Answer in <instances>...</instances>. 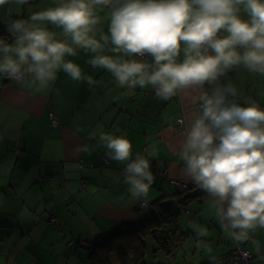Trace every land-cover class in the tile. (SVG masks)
Here are the masks:
<instances>
[{
  "label": "clouds",
  "instance_id": "obj_1",
  "mask_svg": "<svg viewBox=\"0 0 264 264\" xmlns=\"http://www.w3.org/2000/svg\"><path fill=\"white\" fill-rule=\"evenodd\" d=\"M13 2L30 0H0V7ZM104 19L106 32L98 28ZM0 26L6 34L0 36V77L19 84L30 77L37 92L55 81L59 70L96 84L67 59L78 50L131 93L150 86L168 101L199 90L197 114L180 144L182 178L213 199L229 238L261 252L251 234L264 229V107L251 98L237 99L238 88L221 78L241 65L264 74V0H58L25 18L9 11ZM89 139L97 143L77 145L76 154L102 145L107 159L124 163L123 183L133 201H146L155 182L148 157L156 150L133 157L124 133L93 132ZM206 233L198 230L199 236Z\"/></svg>",
  "mask_w": 264,
  "mask_h": 264
},
{
  "label": "crops",
  "instance_id": "obj_2",
  "mask_svg": "<svg viewBox=\"0 0 264 264\" xmlns=\"http://www.w3.org/2000/svg\"><path fill=\"white\" fill-rule=\"evenodd\" d=\"M57 2H13L0 7V20L7 18L9 11L25 18ZM49 27L58 34L62 31ZM98 28L106 32L107 20ZM89 55L78 50V55L67 59L96 81L93 86L85 80H73L63 70L39 92L30 77L23 84L0 77V235H6L0 241L9 243L3 253L5 264H15L26 251H44L48 246H58L60 256L84 258L90 248L83 247V242L109 237L125 226H139L157 217L156 200L170 210H185L178 226L186 235L178 248L192 251L194 264H208L233 250L238 242L223 231L213 199L196 194V186L182 178L180 144L185 131H179L177 123L184 117L188 125L197 114L199 90H185L168 101L158 99L150 86L137 87L131 93L106 69L89 65ZM145 59L151 61L150 57ZM224 78L238 88L237 99L251 98L264 107V74L249 73L241 65ZM52 112L58 118L56 124ZM93 132L126 134L132 141L133 157L156 150L155 156L148 157L155 182L143 201L147 207L133 201L123 183L124 163L107 159L102 145L91 153L76 154L77 145L97 143L89 139ZM179 180L190 184L185 195H194L185 209L177 199ZM51 216L57 222H50ZM181 219L188 222L187 227H181ZM201 227L207 229L204 236L198 235ZM251 238L259 241L260 253L252 243L240 244L251 251L252 264H264V229H257ZM152 239L148 237L146 244L155 250Z\"/></svg>",
  "mask_w": 264,
  "mask_h": 264
},
{
  "label": "trees",
  "instance_id": "obj_3",
  "mask_svg": "<svg viewBox=\"0 0 264 264\" xmlns=\"http://www.w3.org/2000/svg\"><path fill=\"white\" fill-rule=\"evenodd\" d=\"M2 35L6 34L1 27L0 36ZM221 83H226L224 77L221 78ZM186 192L178 193L177 198L184 209L187 200L194 197L193 194L185 195ZM154 205L158 207L157 217H153L139 226H125L109 237L87 241V245L83 247L90 248L87 256L88 264H145L149 252L146 244L148 237L153 238L156 243L154 253L159 249L169 257L172 256L186 235L179 231L180 210H170L163 206L159 200H156ZM77 243L79 244V242ZM213 261L217 264L216 258Z\"/></svg>",
  "mask_w": 264,
  "mask_h": 264
},
{
  "label": "rangeland",
  "instance_id": "obj_4",
  "mask_svg": "<svg viewBox=\"0 0 264 264\" xmlns=\"http://www.w3.org/2000/svg\"><path fill=\"white\" fill-rule=\"evenodd\" d=\"M183 211H180V215L184 214ZM180 225L181 227L185 228L187 227L188 222H186L185 219H181ZM5 236L1 234L0 239H4ZM14 237H16V235L13 236L11 239L10 238L9 239L12 241ZM8 244L9 243L3 245L2 242L0 241V264H5L3 260L4 257L3 253L6 252V247ZM68 244L72 245L73 243L70 242ZM44 249L46 250L43 251V250H38V248H36V250L30 253L26 251L23 255L19 257V259L15 264H40V261L43 262L45 261L47 262V264H88L87 255H83L84 258L83 257L79 258L76 256L74 257L72 256L69 258L66 256H60L59 251L61 250L58 246H48L45 247ZM74 251H76V248L74 249ZM82 252L86 253L85 250H82ZM172 256L169 257L164 251L159 249L157 250V256H156V252L154 253L153 246H151V248H149V252H148V256L146 257L145 264H191V263L194 264L193 262L194 254L192 251L188 250L187 247L178 248V250L175 251ZM6 258L7 257H5V260ZM208 264H213V261Z\"/></svg>",
  "mask_w": 264,
  "mask_h": 264
},
{
  "label": "built area",
  "instance_id": "obj_5",
  "mask_svg": "<svg viewBox=\"0 0 264 264\" xmlns=\"http://www.w3.org/2000/svg\"><path fill=\"white\" fill-rule=\"evenodd\" d=\"M197 109H198V104L195 106V110ZM50 116H51L52 122L56 124L58 122V118L54 115L53 112L50 114ZM186 126H187V123H186L185 118L184 117L179 118L178 123H177V129L179 131H185ZM177 184H178L179 192L188 191L190 188V184L183 180L177 181ZM194 189H195V193L197 194H201V195L206 194L197 187ZM141 207H147V202H142ZM49 221L52 223H55L57 222V218L55 216H51L49 218ZM86 245L87 243L83 242V246H86ZM251 260H252L251 251L247 249L243 244H240V243H238L237 246L230 252L216 257L217 264H251Z\"/></svg>",
  "mask_w": 264,
  "mask_h": 264
}]
</instances>
